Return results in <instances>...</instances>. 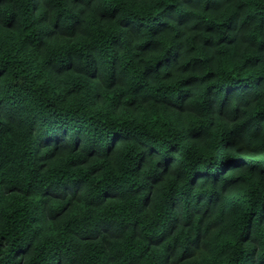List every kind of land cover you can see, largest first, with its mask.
Returning a JSON list of instances; mask_svg holds the SVG:
<instances>
[{"label":"trees","instance_id":"16d2710c","mask_svg":"<svg viewBox=\"0 0 264 264\" xmlns=\"http://www.w3.org/2000/svg\"><path fill=\"white\" fill-rule=\"evenodd\" d=\"M261 65L264 0H0V264H264V162L236 147L264 141ZM181 153L189 188L247 172L194 233Z\"/></svg>","mask_w":264,"mask_h":264},{"label":"clouds","instance_id":"9594fccd","mask_svg":"<svg viewBox=\"0 0 264 264\" xmlns=\"http://www.w3.org/2000/svg\"><path fill=\"white\" fill-rule=\"evenodd\" d=\"M223 34V33H222ZM211 51H209V55H211ZM258 54V53H257ZM262 68H264V65H261ZM210 70V69H209ZM261 89H264V81L259 82L258 85ZM255 87V85L250 86ZM199 95V93H197ZM223 103L221 105L220 102L214 101L213 102V108L210 114H208L204 118V123L207 125L210 121H215L216 125L213 126L210 131H215L216 126H223V127H231V124L228 119H224L221 116L218 115L220 112H226V113H231L232 110H234L237 107V104L240 103L242 104L244 102V97L243 96H237L233 98L231 95L227 99H223ZM176 103H179L178 101ZM188 105H193L194 101L189 100L187 101ZM178 131L181 133V135L184 134V129L185 125L183 123L178 124ZM94 147L96 148L97 151L102 150V142H97ZM236 147H239L241 150V153H251L252 151H259L260 155L256 157V159L261 160L264 162V141L259 142V146L257 142H249L245 141L244 143H239L237 142ZM228 151L225 150L223 147L219 148L217 152L214 153V158L219 161L220 159L225 158L228 155ZM229 164L232 165H245V161L239 160V161H233V162H228L226 164L220 165L219 167L213 166L212 169H210V172L214 176L215 183L214 184H209L205 182H201L198 185L194 187H188L187 185V180L185 179L187 173V169L191 168L192 162L187 161L184 158V154L181 153L179 155V158L177 160L176 165L173 167L172 170V175L169 177L172 179L179 189L177 192V196H181V193H184L187 195V199L189 201V207H191L192 212H193V220H192V225H191V231L194 233L196 226L199 224L198 218H196L195 213L198 209H203V205H198L196 204V199L201 196V194H204V198L207 197H212V200L209 201V203L215 201L218 198L219 193L221 190H228L233 184L236 183V180L234 177L236 176H245L247 175L246 170L244 171H236L232 170L229 167ZM152 165H149L147 168L144 169L142 173H139L136 177L131 178L133 179L137 184L138 183H145V177L149 174V171L151 169ZM261 167H264V163H262ZM180 174V179L176 180L175 175ZM257 175H259V172L257 171ZM147 187V185H146ZM184 197L181 196V202L183 201ZM186 209L183 207L180 208L179 212L177 213L178 215H183L185 213ZM201 214H203L201 212ZM238 213H235L232 217L228 219V226L233 227L234 226V221L236 219V216ZM196 243L198 242H193L192 243V248L195 249ZM253 246H258L261 250L262 253H264V238L261 239L259 245H253ZM6 251V250H5ZM2 259V257H0ZM173 260L175 264H183V261L180 258V254L177 253L173 256Z\"/></svg>","mask_w":264,"mask_h":264}]
</instances>
